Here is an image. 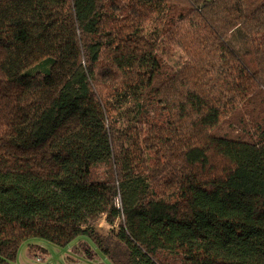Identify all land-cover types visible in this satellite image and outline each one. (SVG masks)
<instances>
[{
  "label": "trees",
  "instance_id": "obj_1",
  "mask_svg": "<svg viewBox=\"0 0 264 264\" xmlns=\"http://www.w3.org/2000/svg\"><path fill=\"white\" fill-rule=\"evenodd\" d=\"M103 217L128 264H264V0H0V247Z\"/></svg>",
  "mask_w": 264,
  "mask_h": 264
},
{
  "label": "rangeland",
  "instance_id": "obj_2",
  "mask_svg": "<svg viewBox=\"0 0 264 264\" xmlns=\"http://www.w3.org/2000/svg\"><path fill=\"white\" fill-rule=\"evenodd\" d=\"M229 43L251 70L256 62L251 53V39L242 30L235 31ZM107 170L100 172L101 179ZM119 224L111 226L103 217L91 236H81L65 247L57 246L41 238H30L18 244H1V264H128V250L117 233Z\"/></svg>",
  "mask_w": 264,
  "mask_h": 264
}]
</instances>
